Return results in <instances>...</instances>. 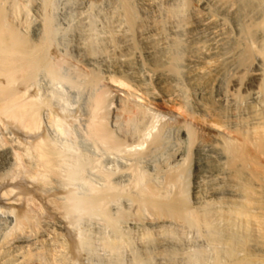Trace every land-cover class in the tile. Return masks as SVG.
Masks as SVG:
<instances>
[{"label": "bare ground", "instance_id": "1", "mask_svg": "<svg viewBox=\"0 0 264 264\" xmlns=\"http://www.w3.org/2000/svg\"><path fill=\"white\" fill-rule=\"evenodd\" d=\"M28 1L29 0H0V127L2 128L1 130H3V132H5L4 134H6V136H5L6 140L4 142H0V264H7L6 259H8V260L11 259V257H10L11 253H12L14 260L17 261L18 263L19 262L24 263V262L31 261L34 254L37 252L32 253L33 251L32 252L30 251L29 246H31L30 245L31 242L29 244H28V242L30 239H33L32 236L36 237L37 232H38L37 227L41 226V225L38 226V221H39L40 217H42V216H45V218L48 217V219L50 217H51V219H53V218L55 219V222H53V220H54L53 219L52 224H49L48 228L53 233V236H55L58 240H60V242L59 241L56 242V241H52V239H49V238H46V239H42L43 237L41 238V240H43V241L45 240L44 241L45 245L43 247H44V252L46 253V257H45L46 258L45 259L46 264H67V263L72 264L71 262L77 263V261L80 258L79 255L80 256L82 255L80 250L82 248L85 250L86 246L89 245L88 240H90V238L87 239V237L82 236L79 232V229H76L77 228L76 226H78L77 224L80 223V222H78V223H76V222L81 220L82 218H84V220H86L87 218H93L94 220L91 219L93 222L94 221L96 222L97 220H99V221L103 222L105 227L107 226V227L112 228V231L114 233V235L112 234V237L106 236V237L102 238V236L100 235L102 238L101 239V247H103L107 251L111 252L112 254L118 253L119 250L125 245L124 244L125 240L122 238L121 232L117 230L118 223L119 222L121 223V221H127V223H128V221L130 222L132 220H136L135 215L140 213V212L144 213L150 220L151 219H159L160 217H170L176 221H180L179 223L190 222V223L196 224L197 226L199 224H204L206 226H209L210 225L209 224L210 223V214H209L210 210L207 209L206 206L208 204H210L213 201V199H215V197L212 198L213 196L220 194V192L217 189L218 187L214 188L210 185L206 186V187L198 186V185L193 186V197L196 200L195 203L199 204L198 208H200V207L202 208V209L198 210L197 207H194L192 205L187 204V191H188V189H187L186 185H183V184L181 185V183H180V179H181L182 173H183L181 168H182V165L184 164V162L186 161V159L188 157V155H187L188 153H187L186 149H187L188 144L192 141V136H193L194 131L190 127H186L184 125L183 126L185 127V130H182L181 129L182 127L180 126L181 127L180 128L181 129V135L179 136L180 144L176 148H168L163 143L164 142L163 137H165V136H162V128L157 127L158 119L155 118L153 115L152 116L150 115L151 117H148V119H147L146 118L147 116H144L146 110L142 109L141 105L136 104V103L130 104L129 102H125L121 99H116L114 101V98H113L114 96L111 97L110 99H107V95H110L111 91L109 89H101L103 87V84L100 85L101 82L99 81V78H98V75L100 74L99 73L100 72V68H99L100 66L99 65H100V62H102V60L98 59L100 57H98L96 59L88 53L85 55H84V53L82 55H80L81 60L85 61V63L84 62L83 63L89 67V72H88L87 68L85 66V69L87 71V73L85 72L86 73L85 75H87V81L90 83L89 85H91V86L95 85V87H96V85H99L98 86L99 89H97L98 91H95V93H92V91H91L92 88L90 89L91 93H88V96L90 94H92V95L90 96V98L88 97L89 102H88V106H87L86 110L84 108L86 106H83V109L86 112H84L81 109L85 114H83L84 118L81 120V121H83L81 124L82 130L81 131L78 130V131H79L80 135H82L81 133H83V136L85 137L84 139L87 140V142H89L90 146H88V147L86 146V148H83L82 152H79L76 147H74L73 145H70V141H71L70 139H69V144L66 143V141H68L67 140L68 137L64 136V135H65V133H67L66 130H71V129H69L71 127V125L68 129H66L69 126L67 124L68 123L67 119L69 117L67 118V115L61 114L63 112L65 113V110L68 109V108H66L67 106L63 105L66 102L63 104L61 103L63 106L60 105V107L65 106L64 111H63L62 107H61L62 110L59 109L60 108L59 105H58L59 108L57 107L59 109V111H57L55 108L52 107V105L50 103V98H48L46 95L44 96L42 92L46 88V81L54 84V82H58L60 79H62L65 76V75L61 76V74H60L61 68L60 67H62L61 64H63V62L66 59L68 60L69 58L64 57L65 60L63 58L62 59L58 58L61 53H59V52L57 53V48H55V50H54V48L51 47L52 45L54 46V44H55V43L53 44V41H54V37H55L54 35L56 32V28H55V23L53 22L54 19L52 20L51 16L48 14V10H47L50 1L49 0H33V1H31V3H32L31 8H29L30 6L27 7ZM83 1L84 0H82V3H83ZM122 1H123L122 2L123 9H121V10H124V16L129 20L132 17V15L134 14L132 7H131V4H130V0H122ZM137 1H139V0H137ZM75 2H76V0H75ZM222 2H224V1H222ZM68 3H72V2H68V0H67V4ZM82 3L80 2V5ZM115 3H117V5H118V2H115ZM140 3L145 4L150 9H153L154 7H156L154 0H141ZM259 3L261 5V2H259ZM201 4H202V2H201ZM232 4H233V2H232ZM240 5H243V3H241ZM248 5H246V6H248ZM257 6H259V5H257ZM69 7H71V6H69ZM115 7L116 6H114V8ZM147 7H145V8H147ZM207 8L208 7L203 5L202 11H200L199 13H196L197 14V17H196L197 18V27L200 28L202 31L211 32V34L214 33V35L212 34V36H216L217 35V34L215 35L216 30H217L216 27L219 25L221 20H220V18H216L213 15L208 14L206 11ZM224 8H227V7H224ZM67 9H68V7H67ZM118 9L119 8H117V10ZM203 9L205 11H203ZM248 9H250V8H248ZM228 10H229V8H228ZM112 11L113 10H111L110 12L113 13L114 11L113 12ZM27 12L28 13L31 12L30 17L27 16ZM119 12H118V14H120ZM143 12H144V10H143ZM253 12L255 13V11H253ZM149 13H151V12H149ZM153 13H154V11H153ZM256 14H258V13H256ZM256 14H254V15H256ZM55 16H56V14H55ZM121 16H123V15H121ZM134 16H135V14H134ZM147 16H149V15H147ZM233 16H235V15H233ZM106 17H107V15H106ZM117 17H118V15L116 16V19L120 18V17H118V18ZM77 19H78V17H77ZM83 19H85V18H83ZM57 20H55V21H57ZM175 20H177V19H175ZM263 20L264 19L262 18L259 22L257 21L258 23L255 24L254 26L259 27L260 24L263 23ZM117 21H119V20H117ZM84 22H86V19ZM95 22H97V19ZM140 22H141V19H140ZM58 23H59V20H58ZM81 23L83 24V21ZM92 23H93V21H92ZM62 24H64V23H62ZM82 24H81V26H83ZM138 24H140V23H138ZM156 24H149V25L144 24V25L140 26L141 28H139V26L137 27V28H139L138 29V40L143 46V49L145 52V60L148 61L149 64H153V65L157 61L156 53L159 52L161 49H163L165 44L168 42L167 40L171 41L170 39L173 38V35H176V33L171 30L167 36L166 34H164V32L161 29L156 27ZM221 24H223V23H221ZM56 25H57V23H56ZM71 26H72V24H71ZM81 26H78V28ZM120 26H121V24L118 27L120 28ZM123 26H125V25H123ZM251 27L247 28V30H246L250 35H251V30H252ZM66 28H68V27L66 26ZM66 28H64V29L66 30ZM74 28H75V26H74ZM254 28H256V27H254ZM222 29H224V28H222ZM234 29H237V28H234ZM95 30H97V28H95ZM98 30H99V28H98ZM195 30H196V26H195ZM81 31H83V30H81ZM260 31H261V29H260ZM99 32H98V34H99ZM247 32H245V33H247ZM76 33H77V31H76ZM90 33H92V32H90ZM248 33H247V35H248ZM85 34L87 35L88 33L86 32ZM99 35H101V33ZM121 35H123V34H121ZM250 35H249V37H250ZM82 36H84V35H82ZM124 36H125V34H124ZM218 36H220V35H218ZM218 36H216V37H218ZM239 38H240V36H239ZM109 39H111V38H109ZM82 40H84V39H82ZM250 41H251V42H249L250 45H253L255 43V41H254V43L252 40H250ZM84 42L82 41V43H84ZM125 44H126V40H123V37L117 38V41L112 44L113 48L116 50V52H118V54H117L118 56L115 58V60L113 62L115 65H113V66H115L119 69H122L128 75L133 77L134 78L133 80L136 82V84L138 86L144 87V85H146V84H148L150 86L151 84L147 83L148 81L146 82V79L148 78L149 75H151V73L149 74V71H152V70L150 68L149 69L145 68L146 66H144V62L141 60L139 55L134 51V48H133V51L130 52V54L132 56L129 57L130 54L127 51L130 49L131 46H129V47L124 46L123 47V45H125ZM75 45H77V44L75 43ZM92 45H93V43H92ZM99 45H100V43H99ZM208 45H209V43H208ZM63 47H65V46H63ZM132 47H133V45H132ZM252 47L257 48V46H255V45ZM51 48H52V50H51ZM100 48H102V47H100ZM172 48H174V47H172ZM205 48H206V46H205ZM220 48H221V46L218 44V40H216V42L211 44V46L208 48L209 51H207V53H209L208 54L209 56L206 55V56H208L206 58H209V59H207V62L210 59H215V58L217 59V58L221 57L222 55H224V52L221 51ZM243 48L246 49L244 46H243ZM250 48H251V46H250ZM256 48H254L252 51L256 50ZM60 49H62V48H60ZM190 49H192V48L190 47ZM53 50H54V52L55 51L56 52L53 53ZM107 50H109V49H107ZM248 50H245V51H248ZM94 51H96V50H94ZM193 52H195V51H193ZM204 52H205V50H204ZM248 52H249V54H247V55H248V59H249V57L251 55V53H250L251 50H249ZM256 52H257V50H256ZM258 52H260V50ZM258 52H257V55L260 56V54H258ZM90 53H92V52H90ZM254 53H255V51H254ZM254 55H256V54H253V56H252L253 58H254ZM180 56H182V55H180ZM189 56L190 55H188V57ZM262 56L263 55H261V58H262ZM192 57H193V59L191 58L192 62L194 63V65H196L198 63L199 59H197V57H194L193 54H192ZM252 57L249 60H253ZM166 58L169 59L168 62H166V63L168 65H172L174 62V58L170 57V56L169 57L167 56ZM103 59H105V58H103ZM164 59H165V57H164ZM69 60L71 61V59H69ZM69 60H68L69 63L65 62V64L67 63V65H69V66L73 65L70 63ZM218 61H219V59H218ZM263 61H264V59H263ZM207 62L205 61V63H207ZM209 62H213V61L211 60ZM214 64H216V63H214ZM220 64H221V62H220ZM63 67L66 68L65 65H63ZM65 68H63V69H65ZM75 69H76V67H74V70ZM79 69L81 72V68H79ZM200 69L201 68L197 69V72H200ZM249 69H250V67H249ZM103 70H106V69H102V71ZM169 70H171V68L168 66V70H167L168 72L167 71L166 72H160L158 74L159 83H162L163 85H168V80H170ZM117 71H119V70H117ZM216 71L217 70H215V72ZM82 72H84V71H82ZM73 73H75V72H73ZM218 73L216 72L215 74H218ZM249 73H250V71H249ZM257 73L255 76H251V78L248 79L247 83H243L244 85H246L244 87L249 88L248 87L249 85L258 81V83H257L258 89L260 90L262 88V86L264 84V67H263L261 74L257 75ZM80 74H82V73H80ZM74 75H76V74H74ZM79 77H80V75H79ZM227 77H228V75H227ZM108 78L112 82H114V84L118 83L117 85H123L124 87L131 86V84H132V83L130 84L128 81H126L121 76L115 77V76L111 75ZM83 79L85 80L86 78H83ZM211 79L215 80V78H213V77ZM240 79L232 78L231 79V86H234V87L237 85L240 86L241 85ZM81 80H82V78H81ZM69 82H70V84H72L71 81H69ZM82 82H83V80H82ZM55 84H58V83H55ZM63 84H64V82H63ZM61 85H55V86L58 88V86L61 87ZM64 85L66 86L67 83H65ZM132 85H134V84H132ZM70 86L71 85H69V88H70ZM76 86H78V85H76ZM76 86H74V87H76ZM91 86H89V88ZM149 86H147V87H149ZM151 86L153 87V85H151ZM74 87H72V88H74ZM84 87H86V86H84ZM92 87L94 88V86H92ZM153 88H155V87H153ZM205 89H207V88L205 87ZM136 90H140V89L137 87ZM174 91H172V92H174ZM233 91H235V89ZM172 92L169 91L166 94L169 102H170V98L173 96ZM60 94L62 95V97H61V99H62L64 95L62 93H60ZM174 95H175V93H174ZM253 95L254 94L251 95V98L252 97L254 98ZM57 96H58V94H57ZM65 97H66V95H65ZM246 98H249V97H246ZM256 98H257V95H256ZM55 99L57 100V98H55ZM61 99H59V97H58V100H61ZM58 100L56 101L57 104L59 103ZM257 100L258 99H256V101ZM63 102H64V100H63ZM173 102H175V101L173 100ZM252 102H254V101L252 100ZM252 102H251V104H252ZM112 104H114L115 106H111ZM174 104H172V105L174 106ZM80 107L81 106H79L78 108H80ZM111 108H115V110H111ZM256 108H257V106H256ZM73 110H75V109H72V111ZM253 110H254L253 111L254 115H252L253 122H250L248 125L245 124L246 125L245 128H243L242 130L236 131V135L232 134L235 137H233L231 140L224 139L225 146L223 149L227 153L228 164L233 169H235V173H236L237 177L244 180L242 183L237 184L238 185L237 191H239L238 196L240 199H235V202H233V200H232L233 205L228 206L225 209V211L223 210V213L221 214V218H222L223 222L226 221L230 225H236L238 227L237 229H239V228L241 229L240 240L229 241L227 239L229 242L227 240H223V241H227L230 245V248L228 247L229 249L226 253L229 256L228 258H226V259H228L227 264H234V263H236V264H264V105L259 109H256V110L253 109ZM76 112H78V111H76ZM68 113H70V110ZM185 113H187V112H185ZM77 114H74V115H77ZM195 114L196 113L194 112V115ZM77 117H80V116L78 115ZM187 117H189V116H187ZM81 118H82V116H81ZM81 118H79V119H81ZM228 119H230V118H228ZM75 120H76V118H75ZM76 122H77V120H76ZM194 123H196V121ZM218 124H220V123H218ZM73 126L75 127L74 124H73ZM78 127L79 126L77 125V128ZM180 129L178 131H180ZM166 131H168V130H166ZM74 132L75 131L73 130V132H71V133L74 134ZM179 134H180V132H179ZM62 135L64 137H61ZM59 136L61 137V139L59 138ZM70 136H72V135H70ZM55 137L59 138L60 142H57V141H59V139H56ZM80 137H82V136H80ZM175 137H176V135H175ZM70 138H74V137H70ZM77 138H79V137H77ZM166 138H167V136H166ZM230 138H231V136H230ZM62 139L66 140V141L62 142L63 141ZM82 139H83V137H82ZM72 141L75 142V140H72ZM219 141H220V139H219ZM87 142H85V143H87ZM81 145H83V144H81ZM219 146L220 145H218V147ZM80 150H82V149H80ZM194 151H195V155H196L195 168H194L195 180L199 181L203 178L210 177L214 173L215 174L218 173V171L221 168L218 170L219 166H217V168H216V164H218L220 159L223 158V155L220 152V149L217 148L216 143L215 144L210 143L207 145L206 144L205 145L198 144L195 146ZM111 166H114V168H111ZM212 180L213 179L211 178V181ZM222 180H221V182H222ZM218 181H219V179H218ZM213 182H214V180H213ZM226 185H227V183H226ZM234 190H236V189H234ZM121 198H122L125 206L127 208H129V211L131 210L130 208L133 209V213L130 215V217L125 218L124 216H126V215H123V213H121V214L118 213L119 201ZM225 198H226V196L224 197V200H225ZM224 203H225V201H224ZM113 205H118V207L116 206L117 208H115V210H114ZM121 210H123V209H121ZM121 212H123V211H121ZM42 218L44 219V217H42ZM96 218H97V220H96ZM51 219H50V221H51ZM62 220H63V223H62ZM91 220H88V221L90 222ZM143 220H145V219L143 218ZM168 220H170V219H168ZM64 221H65V223H64ZM88 221H87V224L89 223ZM137 222H138V219H137ZM164 222L165 221H163V223ZM75 223H76V225H75ZM100 223L101 222H99V223L96 222L93 224H95V225L98 224V226H99ZM80 224H79V226H80ZM137 224H139V222ZM137 224L135 223L136 228H137V226H136ZM121 225H123V224H121ZM79 226H78V228H79ZM140 226L142 227V225H140ZM170 226H168V227H170ZM172 226H173V224H172ZM178 226H180V225H178ZM43 227H45V226H43ZM68 227H70V230L68 229ZM105 227H104V229L107 228V227L106 228ZM125 227H126V224H125ZM135 227H134V229H135ZM154 227H155V225H154ZM48 228H47V230H48ZM100 228H102V227H100ZM127 228H128V225H127ZM182 228H184V227H182ZM202 228H204V227H202ZM227 228H229V227H227ZM85 229L90 230V228H88V227L87 228L85 227ZM139 229H140V227H139ZM205 229H206V227H205ZM82 230H83V228H82ZM125 230H127V229H125ZM179 230H181V228ZM42 231H43V229H42ZM50 231H49V233H50ZM53 231H56V232L54 233ZM62 231H63V233H62ZM101 231H103V230H101ZM128 231H129V229H128ZM136 231H137V229H136ZM143 231H144V229H143ZM146 231H147V229H146ZM183 231H185V230L183 229ZM87 232H88V230H87ZM87 232H85V234H87ZM49 233H47V234H49ZM89 233H88V235H89ZM117 233H119L120 236ZM144 233H145V231H144ZM107 234H108V232H107ZM96 235H95V237H96ZM251 235H252L253 241L255 243L250 244L252 247L249 250H248V248L244 249V254H242L241 252H243V248H244L243 245L247 241L248 236H251ZM208 236H210V235H208ZM30 237H32V238H30ZM50 237H51V235H50ZM89 237H90V235H89ZM221 237L222 236H220V238ZM225 237H227V236H225ZM134 238H133V240H134ZM93 239L94 240L96 239V241H99L97 238H93ZM127 241L128 240L126 239V242ZM32 242L35 243L36 240L32 241ZM217 242H218L217 243V246H218L219 241H217ZM36 243L34 245H36ZM91 243H93V242H91ZM96 243L98 244V242L94 243L96 246H98L100 244L99 243L97 245ZM213 243H215V242H212V244ZM129 244H130V242H129ZM209 244H210V242H209ZM220 244H221V242H220ZM32 245H33V243H32ZM145 245H143V246H145ZM182 246H183V244H182ZM223 246H225V245H223ZM36 247H37V245L35 246V248ZM126 247H124L125 251H126ZM186 247H184V248H186ZM151 248H152V246H151ZM40 249H42V248H40ZM199 249H200V247H199ZM37 250H39V249H37ZM186 250L188 251V248ZM85 251L89 252L87 250H85ZM41 252H43V251H41ZM239 252L241 254H239ZM211 253L215 255L214 252H211ZM223 253H224V251H223ZM37 254L35 256H37ZM102 254H103V252L101 253V255ZM152 254H154V253H152ZM197 254L198 253H196V255ZM42 255L40 253V256H42ZM105 255H106V253H105ZM187 256H189V255H187ZM9 257H10V259H9ZM106 257H108V255ZM203 257H205V256L202 255V259H203ZM40 258L44 259V257H40ZM113 259H115V258L113 257ZM190 259L192 260V258H190ZM224 259H225V257H224ZM91 260L94 262L96 259L93 260L91 258ZM197 260H198V257H197ZM204 260L206 262V259H204ZM83 261L85 262V260H83ZM88 261H90V260L88 259L87 263H88ZM184 261H185V259H184ZM35 262H37V261H35ZM121 262H123V261H121ZM180 262H182V260H180ZM8 263H11V262L8 261ZM87 263H85V264H87ZM192 263H194V262L192 261ZM195 263H198V262L196 261ZM207 263H209V262H207ZM13 264H15V263L13 262ZM27 264H29V263H27ZM82 264H84V263H82ZM132 264H144L142 257L136 255V257L133 258ZM174 264H175V262H174ZM181 264H183V263H181ZM211 264H226V263H224L223 261L216 258L214 260V262Z\"/></svg>", "mask_w": 264, "mask_h": 264}, {"label": "rangeland", "instance_id": "2", "mask_svg": "<svg viewBox=\"0 0 264 264\" xmlns=\"http://www.w3.org/2000/svg\"><path fill=\"white\" fill-rule=\"evenodd\" d=\"M31 1H33V0H29L28 4H27V7L30 6L29 8H31V5H32ZM49 1H50V3L48 6V9H47L48 14L51 16L52 20L54 19L53 22L55 23V28H56V32L54 35L55 37H54V41H53V44L54 43L55 44H54V46L52 45L51 47L54 48V50H55V48H57V53L58 52L61 53L58 58H60V59H62V58L64 59V57L69 58V59H71V61L69 59L68 60L70 61L71 64H73L70 66L67 65V63L65 64V62H68V60L64 59L65 61L63 62V64H61L62 67H60L61 68L60 74H61V76H63V75H65V76L62 79H60L58 82H54V84L58 83L55 85H61L62 84L61 87L58 86V88H57L53 83L46 81V88L42 92L44 96L46 95L48 98H50V103H51L52 107L55 108L57 111H59V109L62 110V108L64 111L65 106H67L66 108H68L65 110V113L63 112L61 114L67 115V118L69 117L67 119L68 120L67 124L69 126L67 125L68 127L66 129H68L71 125V127L69 128L71 130H66V132L68 134L65 133V135H64V136L68 137V139L66 138L68 141L62 139L63 140L62 142L66 141V143L69 144V139H70L71 140L70 145H73L74 147H76L79 152H82L83 148H86V146L87 147L90 146L89 142H87V140L84 139L85 137L83 136V133L80 132L82 135L79 134V131L82 130L81 124L83 121H81V120L84 118L83 114H85L84 112H86L85 110L87 109L88 102H89L88 97L90 98V96L92 95V94H90L88 96V93H91V91H92V93H95V91H98L97 89H99V87H98L99 85H96V87H95V85H92V86H94V88L91 85H89L90 83L87 81V75H85L87 73V71L89 72V67L84 64L85 61L81 60L80 55H82L83 53H84V55L88 53L91 56H93L94 58L97 59L98 57H100L98 59L102 60V62H100V65H99L100 66L99 67L100 68V72H99L100 74L98 75V78H99V81L101 82L100 85L103 84V87L101 89H109L111 91V94L107 95V99H110L111 97L114 96L113 97L114 101L116 99H121L125 102H129L130 104L136 103V104L141 105L142 109L146 110L144 116H147L146 117L147 119H148V117H151L152 115L158 119L157 127L162 128V136H165V137H163V140H164L163 143L168 148H176L180 144L179 136L181 135V129L185 130L184 126L190 127L194 131L193 136H192V141L188 144L187 149H186L187 153H188L187 154L188 157H187L186 161L184 162V164L182 165V168H181L183 173H182V177L180 179V183H181V185L183 184V185L187 186V189H188V191H187V204L192 205L194 207H197L198 210L202 209L201 207L198 208L199 207L198 203H195L196 200L193 197V186L198 185V186L206 187V186L210 185L214 188L218 187L217 189L220 192V194L213 196L212 198L215 197V199H213V201L206 206V208L210 210V213H209L210 214V223H209L210 225L209 226H206L204 224H199L197 226L196 224H193L190 222L179 223L180 221H176L170 217H160L159 219H151L150 220L144 213H141V212L135 215L136 220H132L130 222L128 221V223H127V221H121V223L119 222L118 226H117V230L121 232L122 238L125 240V242H124L125 245L119 250V252H118L119 254L118 253L112 254L111 252H109L106 249H104L103 247H101V239L103 237H106V236L112 237V234L114 235L112 228L107 227V226H106L107 227L106 228L105 225L103 224V222L97 220V218H96V220H97L96 222H98V223L101 222L99 224V226H98V224L97 225L93 224V223H96L95 221L94 222L92 221V220H94L93 218H87L86 219L87 221L92 219L90 221L91 223L88 221L89 222L88 224H87V221L84 220V218H82L81 220L76 222V223H78V222L81 223V224L80 223L77 224L78 226L80 224L79 228H78V226H76L77 228L76 227L75 228L79 229V232L82 236L87 237V239L90 238V240H88L89 245L86 246L87 249L84 247L85 250H87L89 252H86L82 248L83 250L82 249L80 250L82 255L81 256L79 255L80 258L77 261V263L76 262L75 263L71 262V263L72 264H82V263L85 264V263H87V260L89 259L90 261H88L87 264H95V263L96 264H101V263L102 264H107V263L108 264H130V263L132 264L133 258L136 257V255H138V256L142 257L144 264H150V263L151 264H162L163 262H164L163 264H172V263L174 264V262H175V264H181V263H183V264H185V263L186 264H211L214 262V260L216 258L227 264L228 259H226V258H228L229 256L226 253H227L228 249L230 248V245L228 242L240 240L241 229L240 228L237 229L238 227L236 225H230L226 221L223 222V220L221 218V214L223 213V210L225 211V209L228 206L233 205L232 200H233V202H235V199H240L238 196L239 191H237V188H238L237 184L242 183L244 180L238 178L236 173H235V169H233L228 164L227 153L223 149L225 146L224 139L231 140L233 137H235L234 135H236V131L242 130L250 122H253V119H252V115H254L253 109H255V110L259 109L264 105V84L260 90L257 87L258 81L249 85L248 86L249 88L244 87L246 85L243 84V83H247L248 79L251 78V76H255L257 72H258L257 75L261 74L263 67H264V61H263V59H264V53H263L264 52V25H263L264 20H263V23H261L259 27L254 26L262 18L264 19V14H263L264 13V9H263L264 8V0H260V1L259 0H222L224 2H222L221 0H216V1L215 0H154L156 7H154L153 9H150L145 4L140 3L141 0H139V1L130 0V4H131L132 10H133V13L135 14V16L133 14L129 20L124 16V10H121V9H123V4H122L123 1L122 0H115V1L114 0H112V1L111 0H92L94 3L91 0L90 1L84 0L83 3H82V0L81 1L76 0V2H75V0H68V2H72V3H68V4H67V0H53V1L49 0ZM200 1L202 2V4ZM80 2L82 3L81 5H80ZM115 2H118V5ZM232 2H233V4H232ZM259 2H261V5ZM241 3H243V5H240ZM68 5L71 7H69ZM203 5L208 7L206 9L208 14H211L216 18H220L221 21H220L219 25L216 27V29L218 31L216 30V33H215V35L217 34L216 36H218V35H220V36H218V37L212 36V34L214 35V33L211 34V32L202 31L200 28L197 27V18H196L197 14L196 13H199L200 11H202ZM246 5H248V6H246ZM257 5H259V6H257ZM66 6L68 7V9ZM114 6H116L115 7L116 9L114 8ZM144 6L147 8H145ZM224 7H227V8H224ZM117 8H119V9L117 10ZM228 8H229V10H228ZM248 8H250V9H248ZM111 10L114 11V12L112 11L114 14L110 12ZM143 10L145 13L143 12ZM117 11L118 12L120 11L119 12L120 14H118ZM153 11L155 14L153 13ZM203 11H205V10L203 9ZM253 11H255V13ZM149 12H151V13H149ZM256 13H258V14H256ZM30 14H31V12H29V13L27 12V16L30 17L31 16ZM55 14H56V16H55ZM254 14H256L257 16ZM106 15H107V17H106ZM117 15H118V17H120L121 15H123V16L120 17L121 19L118 17H117L118 19H116ZM147 15H149V16H147ZM233 15H235V16H233ZM77 17H78V19H77ZM83 18L86 19V22H84L85 19H83ZM57 19L59 20L60 24L58 23ZM96 19H97V22H95ZM140 19H141V22H140ZM175 19H177V20H175ZM55 20H57V21H55ZM117 20H119V21H117ZM82 21H83V24L81 23ZM92 21H93V23H92ZM56 23H57V25H56ZM62 23H64V24H62ZM70 23L72 24V26ZM138 23H140L141 25ZM221 23H223V24H221ZM81 24L83 26H81ZM120 24H121V26L119 28L118 26ZM144 24L145 25L156 24V27L161 29L164 32V34H166L167 36L171 30L176 33V35H173V38L170 39L171 41L167 40L168 42L165 44L163 49H161L159 52L156 53L157 61L155 62L154 65L149 64L148 61L145 60V52H144L143 46L138 40V29L141 28L140 26H142ZM123 25H125V26H123ZM66 26L68 28H66ZM74 26H75V28H74ZM78 26H81V27L78 28ZM138 26H139V28H137ZM195 26H196V30H195ZM249 27L252 28L251 35L246 31L247 28H249ZM254 27H256V28H254ZM64 28H66V30ZM95 28H97V30L99 28V30L97 31V30H95ZM222 28H224V29H222ZM234 28H237V29H234ZM259 28L261 29V31ZM80 29L83 31H81ZM84 30L88 33L87 35L85 34L86 32ZM76 31H77V33H76ZM244 31L247 32L248 35ZM90 32H92V33H90ZM98 32H99V34L101 33V35H99ZM121 34H123V35H121ZM124 34H125V36H124ZM82 35H84V36H82ZM249 35H250V37H249ZM239 36H240V38L241 37L242 38L240 39ZM108 37L111 39H109ZM120 37H123V40H126V44L123 45V47L124 46H126V47L131 46L127 52L130 54V52L133 51V48H134V51L139 55L141 60L144 62V66H146L145 68H148V69L150 68L152 70V71H149V74L151 73V75L148 76V78L146 79V82L148 81L147 83H150L155 88H153L151 85L149 86L148 84L144 85V87L138 86L136 84V82L133 80L134 79L133 77L128 75L122 69H119V68L113 66V65H115L113 62H114L115 58L118 56L117 55L118 52H116V50L113 48L112 44L117 41V38H120ZM82 39H84V40H82ZM212 40L214 42H216V40H218V44L221 46L220 50L224 52V55H222L221 57H219L217 59L216 58L210 59L207 62V59H209V58H206L209 56L208 55L209 53H207V51H209L208 48L211 46V44L214 43ZM250 40H252L253 43L255 41V43L254 44L252 43L253 45H250L249 44V42H251ZM82 41L83 42L85 41V42L82 43ZM75 43L77 45H75ZM92 43H93V45H92ZM99 43H100V45H99ZM208 43H209V45H208ZM132 45H133V47H132ZM249 45L251 46V48ZM254 45L257 46V48L252 47ZM63 46H65V47H63ZM205 46L207 49L205 48ZM243 46L246 49H244ZM100 47H102V48H100ZM172 47H174V48H172ZM190 47L192 49H190ZM52 48H51V50H52ZM60 48H62L63 50ZM201 48L202 49L204 48V49L202 50ZM254 48H256L257 52L260 50V52H258V54H260V56L257 55L256 50H254L255 53H254V51H252ZM107 49H109V50H107ZM248 49L251 50V52H250L251 55H250L249 59H251L253 54H256V55H254V58L252 57L253 60L248 59V55H247V54H249ZM54 50H53V53L56 52V51L54 52ZM94 50H96V51H94ZM204 50H205V52H204ZM245 50H248V51H245ZM193 51H195V52H193ZM90 52H92V53H90ZM192 54L194 57H197V59H199L198 63L196 65H194V63L192 62V59H193ZM180 55H182V56H180ZM188 55H190L189 56L190 58L188 57ZM206 55H208V56H206ZM261 55H263L262 56L263 59L261 58ZM131 56L132 55L130 54L129 57H131ZM167 56L174 58V62L172 65H168L166 63L169 60L166 58ZM164 57H165V59H164ZM103 58H105V59H103ZM218 59L221 62V64L218 61ZM204 60L207 63H205ZM211 60L216 64H214L213 62H209ZM63 65H65L66 68L63 67ZM167 65L171 68V70H169L170 80H168V85H163L162 83H159L158 74L160 72H166L168 70ZM85 66L87 68V71L85 69ZM74 67H76V69H75L76 71L74 70ZM249 67H250V69H249ZM63 68H65V69H63ZM79 68H81V72H80ZM196 68L197 69L201 68L200 72H197ZM102 69H106V70L102 71ZM117 70H119V71H117ZM215 70H217L216 72L217 73L219 72L220 74L219 73L215 74L216 73ZM82 71H84V72H82ZM249 71H250V73H249ZM73 72H75V73H73ZM77 73L80 75V77ZM80 73H82V74H80ZM74 74H76V75H74ZM213 74L215 76L216 75L217 76L215 77ZM111 75H113L115 77L121 76L126 81H128L130 84L132 83L134 85L131 84V86L124 87L123 85H117L118 83L114 84V82H112L108 78ZM227 75H228V77H227ZM212 77L215 78V80L211 79ZM81 78H82L83 82H82ZM83 78H86V79L84 80ZM232 78H238V79L241 78L240 79L241 85L240 86L237 85L235 87L231 86V79ZM69 81H71L72 84H70ZM63 82H64V84L67 83V85L65 86L63 84ZM75 84L78 86H76ZM69 85H71L70 88H69ZM74 86H76V87H74ZM84 86H86V87H84ZM89 86H91V87L89 88ZM136 86L140 90H136V88H137ZM147 86H149V87H147ZM72 87H74V88H72ZM205 87L207 89H205ZM91 88H92V90L90 91ZM234 89H235V91H233ZM169 91H171V92L174 91V92H172L173 93L172 95L174 97L172 96L170 98V102L168 101V97L166 96V94ZM60 93H62L64 95L62 99H61L62 95ZM174 93H175V95H174ZM57 94H58V96H57ZM252 94H254L253 95L254 98L253 97L251 98ZM65 95L67 98L65 97ZM256 95H257V98H256ZM58 97L61 100H58ZM246 97H249L250 99L246 98ZM55 98H57V100L60 104L59 103L57 104V102H56L57 100ZM256 99H258V100L256 101ZM63 100H64V102H63ZM173 100L175 102H173ZM252 100L254 102H252ZM251 102L254 106L251 104ZM61 103L62 104L65 103V104H63L65 106L62 107L63 105ZM114 104H112L111 106H115ZM172 104H174V106ZM58 105H59V107H60V105H62L61 106L62 108L61 107L59 108ZM79 106H81V107L78 108ZM83 106H86V107H84L85 110L83 109ZM256 106H257V108H256ZM72 109H75L78 112H76L75 110L72 111ZM69 110H70V113H68ZM111 110H115V108H111ZM185 112H187V113H185ZM194 112L196 113L195 115H194ZM74 114H77V115H74ZM78 115L80 117H77ZM81 116H82V118H81ZM187 116H189V117H187ZM75 118H76L77 122H76ZM79 118H81V119H79ZM228 118H230V119H228ZM195 121H196V123H194ZM218 123H220V124H218ZM73 124L75 125V127L73 126ZM77 125L79 126L78 128H77ZM1 129L2 128L0 127V137H1L0 142H4L6 140L5 139L6 134H4L5 132H3V130H1ZM179 129H180V131H178ZM73 130L75 131L74 134L71 133V132H73ZM166 130H168V131H166ZM179 132H180V134H179ZM232 134H234V135H232ZM70 135H72V136H70ZM175 135H176V137H175ZM64 136L62 135L61 137H64ZM80 136H82L83 139ZM166 136H167V138H166ZM230 136H231V138H230ZM61 137L59 136L60 139H61ZM70 137H74V138H70ZM77 137H79V138H77ZM55 138L59 139L57 137H55ZM60 139L57 142H60ZM219 139H220V141H219ZM72 140H75V142ZM85 142H87V143H85ZM210 143H212V144L216 143L217 148L220 149V152L223 155V158L220 159L218 164H216V168H217V166H219L218 170L220 168L221 169L218 171V173H216V174L214 173L213 175H211L208 178L201 179L202 181L201 180H199V181L195 180L194 168H195L196 155H195L194 148L198 144H201V145L206 144L207 145ZM81 144H83V145H81ZM78 145L79 146L81 145V146L79 147ZM218 145H220V146L218 147ZM79 148L82 150H80ZM111 168H114V166H111ZM211 178L214 180V182H213V180L211 181ZM225 178L226 179L228 178V179L226 180ZM218 179H219V181H218ZM221 180H222V182H221ZM225 182L227 183V185ZM234 189H236V190H234ZM225 196H226V198L224 200ZM224 201H225V203H224ZM116 206L118 207V205H113L114 210H115V208H117ZM121 209H123V210H121ZM130 209L131 210L129 211V208H127L125 206V204L121 198L119 201L118 213H120V214L123 213V215H126L124 217L127 218V217H130V215L133 213V209L132 208H130ZM121 211H123V212H121ZM42 217H44V219ZM42 217H40V219H39V221L40 220L41 221L40 222L38 221V226L41 225L42 227L41 226L37 227L38 232H37L36 237L32 236L33 239H30L28 242V244L31 242L30 243L31 246H29L30 251L31 252L33 251L32 253L37 252L38 254L35 253L33 258L31 259V261H29V262H24V263L19 262L18 263L17 261L14 260L12 253H11V255H10L11 259H10V257H9L10 260L6 259L7 264H13V262L15 264H17V263L18 264H27V263H29V264H34V263L35 264H38V263L41 264L42 262L44 264H46V262H45L46 253L44 252V247H43L45 245V242H44L45 240L43 241V240H41V238L42 237H43L42 239L49 238V239H52V241H56V242H58V241L60 242V240H58L55 236H53V233L48 228L49 224H52V220L54 218L51 219V217H50L48 219V217L47 218H45V216H42ZM143 218L145 220H143ZM50 219H51V221H50ZM137 219H138L139 224H137L138 223ZM168 219H170V220H168ZM163 221H165V222L163 223ZM53 222H55V219L53 220ZM62 223H63V220H62ZM64 223H65V221H64ZM76 223H75V225H76ZM135 223L137 224L136 225L137 228L135 227ZM121 224H123L124 226ZM125 224H126V227H125ZM172 224H173V226H172ZM177 224L180 226H178ZM127 225H128V228H127ZM140 225H142V227ZM154 225H155V227H154ZM167 225L168 226L171 225V226L168 227ZM43 226H45V227H43ZM103 226L106 229H104ZM85 227L90 228V230L85 229ZM100 227H102V228H100ZM134 227H135V229H134ZM139 227H140V229H139ZM182 227H184V228H182ZM202 227H204V228H202ZM205 227H206V229H205ZM227 227H229V228H227ZM47 228H48V230H47ZM82 228H83V230H82ZM180 228H181V230H179ZM42 229H43V231H42ZM68 229L70 230V227H68ZM125 229H127V230H125ZM128 229H129V231H128ZM136 229H137V231H136ZM143 229H144L145 233H144ZM146 229H147V231H146ZM183 229L185 231H183ZM87 230H88V232H87ZM101 230H103V231H101ZM49 231H50V233H49ZM81 231L82 232L84 231L83 232L84 234ZM53 232L55 233L56 231H53ZM85 232H87V234H85ZM107 232H108V234H107ZM45 233L46 234L49 233V234L46 235ZM62 233H63V231H62ZM88 233H89L90 237H89ZM95 233L96 234L98 233V234L96 235ZM117 234L119 235V233H117ZM50 235H51V237H50ZM95 235H96V237H95ZM100 235L102 236V238ZM208 235H210V236H208ZM220 236H222V237L220 238ZM225 236H227V237H225ZM32 237H30V238H32ZM93 238H97L100 242L96 241V239L94 240ZM133 238H134V240H133ZM126 239L130 242V244L128 241L126 242ZM35 240L37 242V243L35 242L37 245L36 248H35L36 245H34L35 243L32 242ZM93 240L95 242H98V244L99 243L100 244L98 245L96 243L98 245V246H96L94 244L95 242ZM223 240H227L228 242L223 241ZM40 241L42 243L43 242L44 243L42 244ZM90 241L93 243H91ZM217 241H219L218 246H217V243H218ZM209 242H210V244H209ZM212 242H215V243L212 244ZM220 242H221V244H220ZM32 243H33V245H32ZM252 243L254 244L255 242L253 241V237L251 235V236H248L247 241L243 245V247H244L243 252H241V253L244 254V249L248 248V250H249L252 247L250 245ZM182 244H183V246H182ZM143 245H145V246H143ZM223 245H225V246H223ZM151 246H152V248H151ZM124 247H126V251H125ZM184 247H186V248H184ZM199 247H200V249H199ZM40 248H42V249H40ZM187 248H188V251L186 250ZM37 249H39L40 251ZM41 251H43L44 253ZM223 251H224V253H223ZM102 252H103V254L101 255ZM211 252H214L215 255L212 254ZM40 253H41V255L42 254L43 255L40 256ZM105 253H106V255H105ZM152 253H154V254H152ZM196 253H198V254L196 255ZM241 253L239 252V254H241ZM36 254H37V256H35ZM201 254L205 256V257H203V259H202ZM107 255H108V257H106ZM187 255H189V256H187ZM40 257H44V259L40 258ZM113 257L115 259H113ZM197 257H198V260H197ZM224 257H225V259H224ZM91 258L93 260H95V259L96 260L93 262L91 260ZM190 258H192V260ZM184 259H185V261H184ZM204 259H206V262ZM83 260H85V262ZM180 260H182V262H180ZM8 261L11 263H8ZM35 261H37V262H35ZM121 261H123V262H121ZM192 261L194 263H192ZM196 261L198 263H195ZM207 262H209V263H207ZM67 264H69V263H67ZM234 264H236V263H234Z\"/></svg>", "mask_w": 264, "mask_h": 264}]
</instances>
